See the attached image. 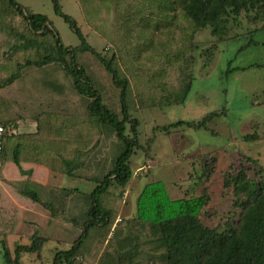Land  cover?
<instances>
[{
	"label": "rangeland",
	"instance_id": "1",
	"mask_svg": "<svg viewBox=\"0 0 264 264\" xmlns=\"http://www.w3.org/2000/svg\"><path fill=\"white\" fill-rule=\"evenodd\" d=\"M16 2L26 12L46 15L65 46L79 44L78 37L68 24L54 13L51 0ZM184 2L60 0L62 11L75 19L86 41L105 59H110L118 76L126 80V103L130 116L139 120L140 143L152 140L147 157L142 148L135 149L130 157L131 179L124 187L128 207L123 211V217L135 213L137 196L143 185L150 181H163L172 199L198 196L202 187L208 184L210 203L203 211L202 222L221 231L236 226L240 210L232 205L235 197L231 187H223V177L226 174L234 175L242 169L248 179L264 181V172L259 171V168L264 169V8L242 11L236 20H229L224 39L220 41L219 37L212 35L208 26L196 28L193 25L183 12ZM37 36L12 8L0 0V82L16 72L17 62L31 57L32 47L19 56V48L15 46L20 41ZM45 40L40 41L37 50L33 48L36 53L32 59L53 52L51 36H46ZM76 62L86 68L92 82L103 91L104 102L110 105L109 108L119 112V89L112 84L98 59L89 53H79ZM191 69V86L183 103L157 108L149 106L150 100L144 102L150 97L157 101V96L175 98ZM30 70L23 68L12 86L0 88V125L7 127L2 133L4 140L0 149V188L17 192L25 185L37 187L43 201L56 198L55 190L61 188L90 193L96 186L92 175L80 171L79 177H75L48 168L54 165L49 159L54 156L50 150L51 140H64L65 124L60 108L55 107L54 111L49 105L46 108L43 102L48 101L49 97L37 89H44L42 92L50 90L55 97L62 93L63 87L56 88L45 83L42 84L43 88L36 87L35 74L38 72L43 78L56 80L65 89L70 86V78L54 65L36 73ZM211 111L223 113L209 122L207 128L180 126L169 133L154 128L178 120L196 121ZM87 127L92 129L84 135L86 152L93 147L97 138L106 142L112 140L115 149H122L123 145L116 140L115 133L105 135L103 129L95 132L93 121L87 123ZM76 129L78 131L72 132L74 140L81 135L80 127ZM252 133L256 134L255 140L243 139L246 134ZM32 140H41L40 149L28 151L25 148L24 143L34 144ZM17 143L22 146L20 165L30 170L38 166L42 180L47 177L42 170H48L52 178L50 184L36 186L32 182V174L22 175L21 180L10 179L12 177L9 175H18L10 158L11 150ZM106 155L110 156L109 150H106ZM106 160L110 162V159ZM147 162L152 165L151 168L137 175ZM87 164L91 165L90 161ZM110 190L114 192V209L119 210L122 191ZM18 196L22 201L34 202L20 193ZM44 196L47 198L43 199ZM60 198L57 201L61 208ZM0 200V264H4L1 245L6 244L13 254L14 244L18 241L12 234L17 233L20 219L29 218L22 217L18 212L20 209L8 211L6 208L9 206L5 205L9 204V199L2 196L1 190ZM108 204L111 205L110 201ZM33 214L35 218L42 219L39 213ZM24 222L26 224L21 226L28 229L34 225L30 219ZM37 222L45 226V221ZM81 223L72 224L70 231L60 235L61 239L47 240L39 251L22 253L20 264H51L55 252L68 249L73 236L79 235ZM128 226L121 227L117 241L113 233L117 226L112 225L107 237L102 241L94 237L96 243L93 246L84 245L71 259V264H117L116 254L120 250L134 252L132 261L135 264H162L159 254L163 249L155 239L154 230L147 225L133 223L130 226L138 230V234L133 236L128 233ZM9 228L13 230L11 234ZM31 237L24 234L19 240L28 244ZM60 264L69 263L61 261Z\"/></svg>",
	"mask_w": 264,
	"mask_h": 264
},
{
	"label": "trees",
	"instance_id": "2",
	"mask_svg": "<svg viewBox=\"0 0 264 264\" xmlns=\"http://www.w3.org/2000/svg\"><path fill=\"white\" fill-rule=\"evenodd\" d=\"M1 1L12 8L14 13L33 32L38 34L35 39L20 41L15 46L19 48L17 49L20 51L19 56L32 47L30 50L32 57L36 53L34 51L37 50L40 41L42 39L44 42L46 41V36H51L53 40V52L44 54L41 58L32 59L29 57L23 62H17L16 72L11 73L5 81L0 82V88L6 85L12 86V83L19 79L20 70L23 68L25 71L33 69L30 71L35 73L38 70H45L51 65L60 68L70 78L71 83L67 89L56 80L43 78L38 72L35 74L36 87L41 86L43 88V83L56 88L63 87L62 93L55 95V97L50 90L42 92L41 90L44 89H37L39 93L49 97L46 102L39 100L45 104L46 108L48 105L53 111L56 110L55 107L60 108L63 116L61 119L65 124L64 140H54L55 144L50 143V150L54 156L49 159L54 162V165L53 167L48 166V168L51 171H60L75 177H79L80 171H85L87 175H92V180L96 182V186L90 193H81L78 203L79 213L74 216L70 214V218L68 217L70 221L72 220V224L79 225L82 222L79 235L70 243L68 249L55 252L51 264H60L61 261L71 264V259L79 253L84 245L93 246L96 243L94 237H98L99 241L107 237L112 225L117 226V230L114 229L113 231L117 241L121 227L128 224V233L136 236L138 230L134 226H130L133 223L147 225L154 230L155 239L163 249L159 254L162 264H264V181L255 182L248 179L242 169L234 175L226 174L222 184L224 188L231 187L235 197L232 205L240 209L236 226H229L219 231L217 228L209 227L202 222L203 211L210 203L206 185L202 187L198 196L172 199L161 180L145 183L137 196L135 213L128 217H119L118 211L114 209L116 205L112 199L114 192L110 189L121 190L122 196L125 194L124 187L131 179L129 166L131 155L135 149L142 148L147 157L152 141L146 140L144 144L139 141V120L130 116L129 107L126 103V80L118 76L110 59H105L86 41L75 19L62 11L60 0H51L52 8L54 13L61 16L78 37L79 44L75 46H65L62 43L59 34L46 15L26 12L16 0ZM262 8H264V0H185L183 4V12L193 25L196 28L208 26L212 35L219 37L220 41L224 39L223 36L227 31L229 20H236L242 11ZM14 31L16 37L19 38L18 32ZM79 53H89L103 65L112 84L119 89L117 96L119 112H114L109 108L110 105L104 102L103 91L99 90L92 82L86 68L77 64L76 57ZM191 75L192 69L186 77L185 84L177 91L175 98L170 99L166 96L159 98L161 96H157L155 97L157 101L153 100V97L143 101L148 103L150 100L149 106L157 108L183 103L191 86ZM39 77L42 78L37 80ZM69 91L72 94L68 93ZM221 113L223 112L211 111L196 121L178 120L154 128H159L165 133H169L180 126L192 129L207 128V124ZM90 121L95 123V132L97 133H99V129H103L105 135L115 133L116 140L123 145L122 149L119 151L115 149V142L112 140L106 142V140L97 138L98 140L95 139L93 142V147L86 152L83 140H85V133L91 132L92 128L87 127V123ZM0 126L4 131L7 128L4 125ZM77 127H80L81 135L77 140H74L72 132L77 130ZM243 139L253 141L256 139V134H246ZM3 140L4 134H1L0 149ZM32 141L34 144L24 143L25 148L28 151L40 149L41 140ZM21 147L19 143L15 144L11 150L10 158L20 174L30 175V170H24L20 165L19 152ZM55 147L57 150H52ZM106 150L110 152L109 157L106 155ZM107 158L110 159V162L106 160ZM88 161L91 165L87 164ZM109 165L110 167H108ZM259 171L264 172V169L259 168ZM17 191L40 204L47 210L50 217H61L68 220L67 216L70 211L64 206L65 198L73 193L74 189L61 188L55 190L57 192L54 195L57 197L53 199L50 197L51 200L49 201H42L35 187L25 185L18 188ZM58 197H61V208L57 201ZM108 201L111 205L108 204ZM227 221H225L226 224ZM8 231L9 234L13 232L10 228ZM45 239L37 234H32L29 244L19 242L14 244L13 254L10 253L6 244H2L4 264H20L22 253L39 251ZM133 255L134 252L131 250H120L116 254V263L135 264L132 261Z\"/></svg>",
	"mask_w": 264,
	"mask_h": 264
},
{
	"label": "crops",
	"instance_id": "3",
	"mask_svg": "<svg viewBox=\"0 0 264 264\" xmlns=\"http://www.w3.org/2000/svg\"><path fill=\"white\" fill-rule=\"evenodd\" d=\"M51 143L55 144L54 140H51ZM52 150H57V148L56 147L54 149L52 148ZM36 167L37 168H33L32 167V170L27 169L24 166L22 168L24 170H30V172H31L30 174H32L31 175L32 182L36 186H41V185L44 186L47 183L50 184V182L52 180V178L50 179V172L48 170L43 169L42 171H45V175H47V177H43V180H42V177H41L42 175L39 174L40 173V171H39L40 168L38 166H36ZM16 169H17L18 175H16L14 177L11 174V175H9L10 177H12L10 179L21 180L22 174H20V172L18 171L17 167H16ZM5 173H6V170H5ZM129 186L130 185L128 184V187ZM35 188L38 190L39 196H40L41 195L40 189H38L37 187H35ZM0 190L2 191V196L5 195V197H7L9 199V204L5 205L7 207L9 206L8 208H6V209H8V211L9 210L12 211V210H15V209H17V210L20 209L21 211L18 210V212L22 214V217H23V215L27 216L32 222H34L33 223L34 224L33 227L28 229L27 226L22 227L21 225L22 224H26L24 221L28 222L29 219L28 220H25V219L24 220L23 219L19 220L21 223L18 224L19 228L17 230V233L16 234L15 233L12 234V235L16 236V238H17L16 241H18L19 243H22V242H20L19 239L24 234H26V235L37 234L39 236H42V237L46 238L45 242L47 240H59V239H61L60 235L62 233L70 231V229H71L70 227H72L71 226L72 223L69 222V218L70 217L68 218V216H70V214L72 216L77 215L79 213V211H80V207H79L78 203H79V199H80L81 193H78V191H76V190L73 193H71L69 196H67L66 198L63 196V198H65V201H66L64 206L66 207V209L68 211H70V212H68L69 215L67 216L68 220H65V219H63L61 217H50V215L47 212V210H45L40 204H38L36 202L31 203V202H25V201L20 200V197L18 196V191L17 192H15V191L13 192L10 189L7 190V189H2V188H0ZM14 197H16L17 199L14 198ZM45 198H47V196L43 197V199H45ZM126 199H127V195H126V191H125V194L121 197V203H120V206H119V210H117L119 217H123V211L126 209V207H128V201L126 202ZM47 200L49 201V200H51V198H49ZM0 203H1V200H0ZM0 205H2V203ZM34 212L39 213V215H40V217L42 219L35 218L34 214H33ZM37 221H39V222L45 221V226H44V224H42V223L40 224ZM76 237H77V235L75 234L70 241L72 242Z\"/></svg>",
	"mask_w": 264,
	"mask_h": 264
},
{
	"label": "built area",
	"instance_id": "4",
	"mask_svg": "<svg viewBox=\"0 0 264 264\" xmlns=\"http://www.w3.org/2000/svg\"><path fill=\"white\" fill-rule=\"evenodd\" d=\"M4 131V129L2 128V126H0V136L2 134V132ZM0 146H1V141H0ZM152 165H150L148 162L146 164H143L142 168L138 171L137 175L140 173H142L143 171H147L149 168H151Z\"/></svg>",
	"mask_w": 264,
	"mask_h": 264
}]
</instances>
